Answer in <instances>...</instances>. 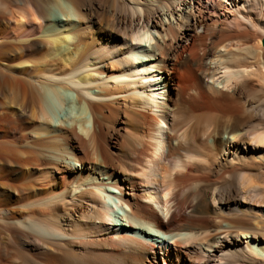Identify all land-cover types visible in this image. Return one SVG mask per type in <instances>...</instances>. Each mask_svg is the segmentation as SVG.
I'll use <instances>...</instances> for the list:
<instances>
[{
  "label": "bare ground",
  "instance_id": "1",
  "mask_svg": "<svg viewBox=\"0 0 264 264\" xmlns=\"http://www.w3.org/2000/svg\"><path fill=\"white\" fill-rule=\"evenodd\" d=\"M262 40L264 0H0V264H264Z\"/></svg>",
  "mask_w": 264,
  "mask_h": 264
},
{
  "label": "rangeland",
  "instance_id": "2",
  "mask_svg": "<svg viewBox=\"0 0 264 264\" xmlns=\"http://www.w3.org/2000/svg\"><path fill=\"white\" fill-rule=\"evenodd\" d=\"M59 13V12H58ZM262 43H264V40H262ZM65 96H66V104L64 105V107L60 108L58 110V117H55L54 121L52 122V125L56 124V122L59 123V119L62 120L63 122H65L66 124L68 123H72V119L79 115V113L82 110V106L80 104V102L77 100L76 98V93L74 91L71 90H66L65 91ZM88 111L83 110V114L85 113V115H87L86 117V124H88V126H91V119H90V114ZM119 137V136H118ZM119 140H121V138H118ZM96 165H99V161H95ZM77 164V162H76ZM81 167V166H80ZM95 167V166H94ZM94 167L92 168V172L94 170ZM96 171L98 172V170L96 169ZM125 216V210L123 209V207H117L116 208V217L117 219H119L120 217H124ZM154 230H156L155 228H153ZM161 232V231H160ZM159 235H164L161 233H158Z\"/></svg>",
  "mask_w": 264,
  "mask_h": 264
}]
</instances>
